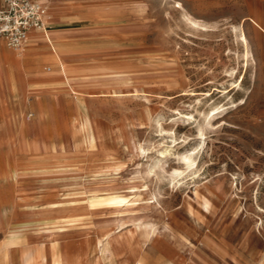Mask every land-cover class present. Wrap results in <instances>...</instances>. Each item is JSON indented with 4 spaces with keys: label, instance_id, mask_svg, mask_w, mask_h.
<instances>
[{
    "label": "rangeland",
    "instance_id": "rangeland-1",
    "mask_svg": "<svg viewBox=\"0 0 264 264\" xmlns=\"http://www.w3.org/2000/svg\"><path fill=\"white\" fill-rule=\"evenodd\" d=\"M40 1L49 50L0 41L26 76L0 82L6 237L264 264V0Z\"/></svg>",
    "mask_w": 264,
    "mask_h": 264
},
{
    "label": "bare ground",
    "instance_id": "bare-ground-1",
    "mask_svg": "<svg viewBox=\"0 0 264 264\" xmlns=\"http://www.w3.org/2000/svg\"><path fill=\"white\" fill-rule=\"evenodd\" d=\"M48 12L49 11L47 9L46 18L48 17ZM45 30H46V28L44 30H34V29H30L28 31V33H27L26 42L23 44L22 47H24V45L25 46L29 45L33 41H36V37H34V36H30L29 37V35H31L32 33L44 32ZM42 39L45 42L44 44L51 43V40H52L49 37H43ZM241 40H242L243 44L246 45V39H245V37L243 36L242 33H241ZM19 50H17V51H19ZM24 51L25 50L23 48V51H22V53L19 56H14V55H12V56L10 55L9 56L8 52H6V51H3V53L0 52V55L2 54L6 58V60L8 61L7 64L2 63V66L4 65L6 71H4V73H3L4 75H2V74L0 75V82L3 83V84H5V85H8L9 88H11V89L14 88V84H16L17 81H21V83H22L24 81V79L26 78V76L24 75L23 77H21V79H19V75L17 73V71H19V61H20V63L22 62V56L24 55ZM13 62L15 64H17L16 67L13 66L14 65ZM10 96H11V94H10ZM185 160L188 161V158L186 157ZM204 205L206 207L207 206V203L204 202ZM112 233L113 232H108V233H105V234H102V235H98V236L100 237L101 241H105V240L108 241V238L110 237V235ZM35 245L36 246H32V245L30 246L29 245L28 250L26 252H23L20 249H18V250L15 251V253H17V252L21 253V259H22L21 264H33L34 262L37 263V264H43V262L45 261V253L46 252H49V250L51 248H55L56 247V245L54 243V240H52L49 243H39V242H37V243H35ZM89 246L90 245H88V248H89ZM90 247H91L90 250H87L88 252H86V253L83 252L81 254V256H80V262H81V264H95V262H94L95 258H97L101 264H109L108 257H107V251L105 249V246L95 247V246L91 245ZM47 258H48L47 259V261H48L47 264H64L63 255L61 253L58 256V258L52 259L51 256H47Z\"/></svg>",
    "mask_w": 264,
    "mask_h": 264
},
{
    "label": "built area",
    "instance_id": "built-area-1",
    "mask_svg": "<svg viewBox=\"0 0 264 264\" xmlns=\"http://www.w3.org/2000/svg\"><path fill=\"white\" fill-rule=\"evenodd\" d=\"M45 4L36 0H0V41L17 51L26 42L30 29L47 28Z\"/></svg>",
    "mask_w": 264,
    "mask_h": 264
},
{
    "label": "crops",
    "instance_id": "crops-1",
    "mask_svg": "<svg viewBox=\"0 0 264 264\" xmlns=\"http://www.w3.org/2000/svg\"><path fill=\"white\" fill-rule=\"evenodd\" d=\"M36 1H40V0H36ZM40 2H42V1H40ZM43 4H45V3H43ZM45 6H46V4H45ZM49 15H50V12H48V16ZM45 23H46V19H45ZM52 23H54V22L49 23V26H48L49 28H50V24H52ZM40 33H42V32L32 33L31 35H29V37L30 36L36 37V41L31 42L29 45H27V47L28 46L36 47V48L38 47V48H42V49H43V47H45L47 50H49L48 46H46L44 44L45 43L44 40L41 37H39ZM0 44H1V42H0ZM3 51L4 50H2V51L0 50L1 53H3ZM8 54H9V56L13 55V53H9V52H8ZM7 62L8 61L6 60V58L1 54L0 55V63L7 64ZM13 64H14L13 66H15V67L17 66V64H15L14 62H13ZM3 221H4V219H3ZM4 225H5L4 223L0 222V264H21V262H22L21 253L13 252V250L9 246L18 247L21 251L26 252L28 250L29 245L35 244L37 242L35 241V242L30 243L29 242V241H31V239H30V240H24V241H21V243H18L17 242L18 237H9V236L6 237ZM113 243H115V242H113L111 239H108V241L105 240V243L103 245V246H105V249L107 251V257H108L109 264H111L110 247ZM62 250H63V248H61L59 244L55 248H51L49 250V252L45 253V261L43 262V264H47V262H48L47 256H51L52 259L58 258L60 253H62ZM94 262H95V264H101L97 258H95ZM33 264H37V263L34 262Z\"/></svg>",
    "mask_w": 264,
    "mask_h": 264
}]
</instances>
